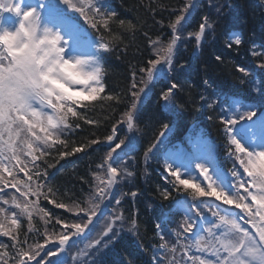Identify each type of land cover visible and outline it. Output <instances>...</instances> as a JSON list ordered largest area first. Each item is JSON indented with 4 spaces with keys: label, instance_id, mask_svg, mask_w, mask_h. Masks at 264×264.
I'll return each mask as SVG.
<instances>
[{
    "label": "snow or ice",
    "instance_id": "obj_1",
    "mask_svg": "<svg viewBox=\"0 0 264 264\" xmlns=\"http://www.w3.org/2000/svg\"><path fill=\"white\" fill-rule=\"evenodd\" d=\"M208 6L218 19L228 7L213 0ZM195 8L194 0H185L173 10L166 43L144 32L151 56L139 68V76L133 71L131 101L103 138L108 151L92 172L91 194L62 200L49 181L48 169L55 167L50 158L55 152L58 163L102 142L97 137L76 145L69 137L82 125L100 123L89 116L97 106L114 111L113 106L123 102L119 94L106 91L105 61L123 44L120 30L134 36L137 25L119 18L107 0H0V238H6L0 239V264H108L126 222L122 198L114 190L136 175L135 137L120 138L117 125L126 126L129 133L137 130L142 98L160 78L169 81L159 93L161 107L173 110L179 84L170 74L176 70L179 44L194 39L199 49L217 23L205 13L197 29L185 35ZM5 14L14 22H6ZM243 44L240 33L226 32L227 49L238 53ZM248 53L256 60L255 68H234L254 103L231 98L208 102L201 96L209 108H220L224 154L231 167L217 165L218 146L197 132L169 144L161 131L144 151L145 164L152 157L161 163L162 154V170L171 185V190L157 189L159 200L169 205L155 223L159 242L152 246V264H264V78L256 72L264 73V44L252 41ZM161 127L169 129L167 123ZM138 195V190L122 193L133 201ZM105 201H114L115 207L93 237ZM46 204L72 218L54 216ZM137 215L127 217L133 234ZM111 264L134 261L123 257Z\"/></svg>",
    "mask_w": 264,
    "mask_h": 264
},
{
    "label": "trees",
    "instance_id": "obj_2",
    "mask_svg": "<svg viewBox=\"0 0 264 264\" xmlns=\"http://www.w3.org/2000/svg\"><path fill=\"white\" fill-rule=\"evenodd\" d=\"M183 3L184 0H111L110 8L118 13L119 18L132 21L137 25L134 36L120 30L123 35V44L117 46L105 61L106 91L119 94L123 102L114 105V111L97 106L94 112L89 113V116L99 120L100 123L82 125L81 129L69 137L70 141L76 145L87 143L97 137L101 139V143L91 145L84 152L59 159L58 163L56 162L58 157L55 152L53 153L50 159L55 167L48 169V175L51 185L57 190L58 198L62 200L86 198L91 189V174L108 151L103 138L111 133L112 126L120 119V114L131 101L128 89L132 81V73L133 71L139 73V68L144 66L151 56L144 32H148L153 39L157 36L166 37L168 35L166 25L169 19L173 18L171 14ZM227 5L228 7L222 10L223 16L219 19L211 15L212 19L217 21L213 39H209L198 54L192 53L191 48L177 55L176 62L179 64V69L171 79L179 84L173 97L178 120L176 129L171 134L172 138H180L192 125L195 130H200L218 142L225 141L222 126L219 124L221 114L219 107L214 104L213 108H209L208 104L201 100L202 95L208 99V102L218 101L217 97L224 96L226 93L228 96L239 95L255 102L248 88L239 83L237 77L240 74L235 71L234 65L255 68L256 60L249 55L248 49L252 41H255L257 45L264 44V8L260 7V0H229ZM204 6V1L197 3L198 10L189 26L200 21V12L204 10ZM231 29L239 30L244 40L238 53L225 47V34ZM216 55H222L223 62L216 61ZM256 72L258 78H264V73H261L259 69H256ZM205 80L208 81V85H205ZM168 86V82L158 80L139 109L135 132L136 151L132 153L135 157L136 175L120 187L122 193L134 190L139 192L134 201L130 196L121 197V208L124 210L126 223L128 216L138 213L137 234H132L123 226L124 232L119 242L107 257L108 264L123 257H130L134 264H152V246L159 242L155 223L161 209L166 211L169 205L168 201L159 200L157 189L171 190V185L162 175L161 165L157 159L145 164L144 151L163 130L161 124L172 123V114L164 111L159 101L160 91ZM209 117L212 118L209 119ZM120 129L123 131L124 128L121 126L119 131ZM123 136L126 135L123 134ZM173 196L176 197L177 193L173 192ZM46 206L54 216L72 218V214L63 209L55 208L51 204ZM113 207H111L112 210ZM58 229L59 226H56L55 231ZM42 241L40 238V242Z\"/></svg>",
    "mask_w": 264,
    "mask_h": 264
},
{
    "label": "rangeland",
    "instance_id": "obj_3",
    "mask_svg": "<svg viewBox=\"0 0 264 264\" xmlns=\"http://www.w3.org/2000/svg\"><path fill=\"white\" fill-rule=\"evenodd\" d=\"M198 0H194V3L196 4V2H197ZM207 1V3H208V0H206ZM184 2H185V0H184ZM224 2H225V0H213V3H215V4H217V5H223L224 4ZM208 6V5H207ZM208 8H209V6H208ZM210 10H211V8H209ZM214 11H215V9L214 8H212ZM8 16L10 15V14H7ZM6 22H8V21H6ZM82 25H83V23H81ZM83 27H84V25H83ZM170 35H171V31L169 30V37L166 39V40H163L165 43L168 41V39L170 38ZM194 40V39H193ZM195 41V40H194ZM182 44H184V42H182V43H180L179 44V46H181ZM152 85H150V87H151ZM146 96V95H145ZM145 96H143V98H142V101L144 100V98H145ZM226 106V105H225ZM123 126V128L124 127H126V126H124V125H122ZM241 126L240 125H238L237 126V128H240ZM125 135L126 136H133V137H135V131L134 132H132V133H129L128 131H126L125 132ZM126 136H119L120 138H125ZM212 144V143H211ZM119 151V150H118ZM95 171V170H94ZM93 171V172H94ZM202 179V178H201ZM91 180H92V174H91ZM123 184V183H122ZM122 184H120V185H118L117 186V188L114 190L115 191V196L117 197V198H120L121 196H122V189H121V193H118L119 191H118V189L122 186ZM124 185H125V183H124ZM91 194V190H90V193L88 192V194H87V196H86V198L89 196ZM107 206H109V207H113V206H115L114 205V201H112V202H109V201H105L102 205H101V207H102V209H103V211L107 208ZM114 208V207H113ZM118 210V209H117ZM105 212V211H104ZM108 214V213H107ZM106 219H107V217H101L100 218V226H98L97 228H96V230L94 231V233H92V236L93 237H95V235H96V232H98L99 230H100V228H102L103 227V225H104V223H105V221H106ZM123 226H125L126 228H129L130 227V225L129 224H127L126 222H125V224L123 225ZM57 231H59V230H57ZM51 245H49V247H50ZM79 246V245H78ZM72 251H75V248H73L72 249Z\"/></svg>",
    "mask_w": 264,
    "mask_h": 264
},
{
    "label": "bare ground",
    "instance_id": "obj_4",
    "mask_svg": "<svg viewBox=\"0 0 264 264\" xmlns=\"http://www.w3.org/2000/svg\"><path fill=\"white\" fill-rule=\"evenodd\" d=\"M81 22L83 23V25H84L85 27H88V25H87V24H84L83 20H81Z\"/></svg>",
    "mask_w": 264,
    "mask_h": 264
}]
</instances>
